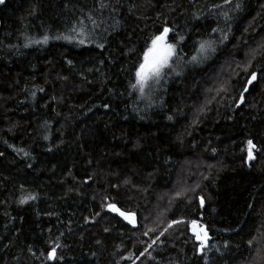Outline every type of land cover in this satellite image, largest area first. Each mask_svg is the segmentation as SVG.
I'll return each instance as SVG.
<instances>
[{
	"label": "trees",
	"instance_id": "1",
	"mask_svg": "<svg viewBox=\"0 0 264 264\" xmlns=\"http://www.w3.org/2000/svg\"><path fill=\"white\" fill-rule=\"evenodd\" d=\"M0 264H264V0H2Z\"/></svg>",
	"mask_w": 264,
	"mask_h": 264
},
{
	"label": "snow or ice",
	"instance_id": "2",
	"mask_svg": "<svg viewBox=\"0 0 264 264\" xmlns=\"http://www.w3.org/2000/svg\"><path fill=\"white\" fill-rule=\"evenodd\" d=\"M2 2V0H0ZM237 8H240V5H236ZM171 29L165 27L163 31L152 38L151 43L146 46L142 61L139 63L138 68L136 69L135 76L137 83L133 84V88L139 87V90L141 93H143L145 87L149 84V81H155L156 83H159L160 79L162 78V75L164 74V69L170 67V62L172 61L173 57L176 55V48L173 44L168 43V35ZM81 36H83V32L80 33ZM55 39H65L70 40L71 38L68 36L64 37H55ZM224 39H227V36L224 37ZM49 40V37L45 35L43 37V40H37L33 41V43H47ZM85 41L84 39H80L79 43L83 44ZM29 45L26 44L25 47H28ZM99 46V45H98ZM215 49L212 48V42L211 41H205L200 43L198 52L201 57L207 58L208 53L210 51H214ZM192 61H197V56L192 57ZM245 71L247 69L245 68ZM257 79L256 73H252L250 79L247 81V83L250 85L253 81ZM248 89L245 88V91ZM243 98V97H241ZM171 119V117H169ZM249 143V158H251V148L254 147L251 141ZM201 205H203V199H201ZM109 210L112 212H117L121 217H123L125 220H127L129 223L133 224L135 226V214L134 213H127L125 211H121L115 204H110L108 206ZM174 223H179L178 221ZM193 225V232L194 235L198 240L201 241V245L206 243L208 239L207 232L200 228L197 230L196 228V221H192ZM171 226V225H170ZM147 233H145L146 235ZM156 241H153L154 244ZM59 247V245H57ZM151 247V245H149ZM50 258H55V248L50 253Z\"/></svg>",
	"mask_w": 264,
	"mask_h": 264
},
{
	"label": "water",
	"instance_id": "3",
	"mask_svg": "<svg viewBox=\"0 0 264 264\" xmlns=\"http://www.w3.org/2000/svg\"><path fill=\"white\" fill-rule=\"evenodd\" d=\"M170 33V32H169ZM169 36V35H168ZM243 101H244V99L243 98H241L240 99V102H239V104H238V107L239 106H241V104L243 103ZM251 152H252V150H251ZM254 158V155L253 154H251V158H249L250 160L251 159H253ZM119 208V207H118ZM109 209V208H108ZM120 209V208H119ZM121 211H123L122 209H120ZM110 211V210H109ZM111 213H113V214H115V215H117V216H119L121 219H123L128 225H130L131 227H135V226H137V224H138V216L135 214V226L133 225V224H131V223H129L127 220H125L123 217H121L117 212H112V211H110ZM126 212V211H125ZM127 213H132V212H127ZM196 228H197V230H199L200 228H203L206 232H207V234H208V239H207V241H206V243L204 244V246H206L207 245V243L209 242V240H210V230L208 229V227L206 226V225H203L202 223H199V222H196ZM190 232H191V234H192V236H194L195 237V239H196V241L198 242V243H200L201 244V241L200 240H198L197 238H196V236L194 235V232H193V225L191 224L190 225ZM53 259V258H52Z\"/></svg>",
	"mask_w": 264,
	"mask_h": 264
},
{
	"label": "rangeland",
	"instance_id": "4",
	"mask_svg": "<svg viewBox=\"0 0 264 264\" xmlns=\"http://www.w3.org/2000/svg\"><path fill=\"white\" fill-rule=\"evenodd\" d=\"M169 43V42H168ZM206 60V59H205ZM204 60V61H205ZM204 61H200V62H204ZM171 63V62H170ZM165 70V69H164ZM137 83V82H136ZM153 83H155V81H149V84L145 87V89H144V91H143V93H141L140 92V90H139V87H137V88H135V90H136V92L139 94V95H141V96H143V95H145L147 92H148V90H149V88H150V85H152ZM250 148V147H249ZM250 150V149H249ZM251 154H253V151L251 152Z\"/></svg>",
	"mask_w": 264,
	"mask_h": 264
},
{
	"label": "bare ground",
	"instance_id": "5",
	"mask_svg": "<svg viewBox=\"0 0 264 264\" xmlns=\"http://www.w3.org/2000/svg\"><path fill=\"white\" fill-rule=\"evenodd\" d=\"M209 229V228H208Z\"/></svg>",
	"mask_w": 264,
	"mask_h": 264
}]
</instances>
